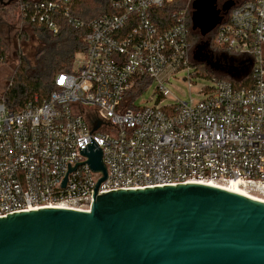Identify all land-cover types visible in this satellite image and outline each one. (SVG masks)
I'll return each mask as SVG.
<instances>
[{
	"label": "built area",
	"instance_id": "obj_1",
	"mask_svg": "<svg viewBox=\"0 0 264 264\" xmlns=\"http://www.w3.org/2000/svg\"><path fill=\"white\" fill-rule=\"evenodd\" d=\"M173 1L106 0V12L85 20L73 14V0L8 4L48 35H57L62 21L86 32L84 50L56 73L42 102L34 96L11 109L0 100V217L43 207L89 211L102 174L86 161L97 148L106 171L97 195L236 180L264 199V0L234 3L212 29L214 44L241 60L232 69L236 82L200 75L188 6L162 13ZM183 71L189 87L199 78L210 82L199 88L202 98L189 93L186 101L161 104L163 84ZM135 80L142 83L126 104ZM152 81L154 103L134 106ZM94 121L100 124L92 130Z\"/></svg>",
	"mask_w": 264,
	"mask_h": 264
},
{
	"label": "water",
	"instance_id": "obj_2",
	"mask_svg": "<svg viewBox=\"0 0 264 264\" xmlns=\"http://www.w3.org/2000/svg\"><path fill=\"white\" fill-rule=\"evenodd\" d=\"M216 2H192L191 26L202 36L234 3ZM87 157L102 174L89 211L43 207L1 216L0 264H264V200L194 181L97 195L106 177L100 149Z\"/></svg>",
	"mask_w": 264,
	"mask_h": 264
},
{
	"label": "trees",
	"instance_id": "obj_3",
	"mask_svg": "<svg viewBox=\"0 0 264 264\" xmlns=\"http://www.w3.org/2000/svg\"><path fill=\"white\" fill-rule=\"evenodd\" d=\"M73 1V14L83 20L100 16L107 10L106 0ZM182 1L183 0H174L171 4L166 6V9H164L165 11L162 13L168 14L183 8L181 6ZM233 1L236 4L243 0ZM192 2L190 3L191 9L188 8L189 16L187 21L188 39L191 43V53L193 52V58H191L192 64H195L194 66L200 71V75L204 77H215L236 82L237 76L233 74L232 69L233 65H239L241 60H235V57L226 51V49L214 44V30L202 36L197 29H192ZM229 10L230 9L220 12V16L227 15ZM5 16L4 19L7 23L16 21L19 24L29 25L39 34V46L36 49L33 62L21 58L20 66L17 68L13 83L3 92V97L7 106L11 109H18L22 107L24 103L33 99L34 96L37 97L39 102H42V100L48 96L49 92L53 89V78L56 73L68 70L75 55L79 51L84 50L85 43L83 38L86 29H75L62 21L59 33L52 37L48 35L44 27L28 23L21 17L16 9L14 14L10 15V18H8V13H6V11ZM158 22L160 23V21ZM196 53L197 56L195 57ZM201 55L203 57L210 56L214 61V66H207L204 62L205 58L202 59ZM244 71L247 72L246 69ZM243 72L242 74L245 73ZM246 75H248V73H246Z\"/></svg>",
	"mask_w": 264,
	"mask_h": 264
},
{
	"label": "rangeland",
	"instance_id": "obj_4",
	"mask_svg": "<svg viewBox=\"0 0 264 264\" xmlns=\"http://www.w3.org/2000/svg\"><path fill=\"white\" fill-rule=\"evenodd\" d=\"M187 4V0H183L181 6L183 8L188 6L191 9L190 4ZM4 8L0 7V17L4 22L0 26L2 31V39L0 38V100L4 99L3 92L13 83L17 68L20 66L21 58L33 62L36 49L39 46V34L35 29L26 24H19L16 21L10 24L5 22V11L8 13V18H10V15L14 14L15 11L14 4L6 5ZM201 58H205L204 62L207 66H214V61L210 56H202ZM185 76L186 72L183 71L175 73L168 78L163 84L167 89V95L162 99L161 104H175L178 101H186L189 98V93L194 100L202 98L198 90L203 85H210V82L207 79H194L195 83L189 87ZM141 83L142 81H134L125 97L126 104H130V100L138 92ZM156 86V81L149 82L135 99L134 106H151L157 98ZM151 98L153 99L151 100Z\"/></svg>",
	"mask_w": 264,
	"mask_h": 264
},
{
	"label": "bare ground",
	"instance_id": "obj_5",
	"mask_svg": "<svg viewBox=\"0 0 264 264\" xmlns=\"http://www.w3.org/2000/svg\"><path fill=\"white\" fill-rule=\"evenodd\" d=\"M214 185L226 187V188H229V189H232V190L247 194L249 196L255 197L254 195H251L248 192H246L241 186H239L238 181H236V180H231V181H229L226 184H214ZM255 198H258V197H255ZM259 199H261V198H259ZM262 200H264V199H262Z\"/></svg>",
	"mask_w": 264,
	"mask_h": 264
},
{
	"label": "flooded vegetation",
	"instance_id": "obj_6",
	"mask_svg": "<svg viewBox=\"0 0 264 264\" xmlns=\"http://www.w3.org/2000/svg\"><path fill=\"white\" fill-rule=\"evenodd\" d=\"M224 1H225V0H217V2H216V6H217V8H220ZM0 7H4V6L1 4V2H0ZM4 20H5V19H4ZM5 22H6V21H5ZM2 23H4V22L1 20V17H0V26H1ZM8 24H10V23H8ZM0 38L2 39V31H1V29H0ZM6 39H8V37H6ZM6 41H7V40H6Z\"/></svg>",
	"mask_w": 264,
	"mask_h": 264
}]
</instances>
